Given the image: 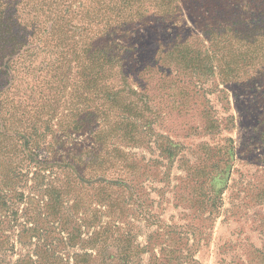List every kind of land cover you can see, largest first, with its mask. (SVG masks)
Here are the masks:
<instances>
[{"label": "rangeland", "instance_id": "obj_1", "mask_svg": "<svg viewBox=\"0 0 264 264\" xmlns=\"http://www.w3.org/2000/svg\"><path fill=\"white\" fill-rule=\"evenodd\" d=\"M190 16L153 20L125 36L132 47L122 50V65L132 94L108 145L127 182L104 188L46 173V184L70 187L62 224L46 228L68 264L97 252L62 244V227L82 228L87 239L99 221L111 264L118 256L154 264L161 245H169L173 264H264V75L236 60L235 39L204 32ZM44 149H33L40 160L50 157ZM21 159L20 171L32 177Z\"/></svg>", "mask_w": 264, "mask_h": 264}, {"label": "trees", "instance_id": "obj_2", "mask_svg": "<svg viewBox=\"0 0 264 264\" xmlns=\"http://www.w3.org/2000/svg\"><path fill=\"white\" fill-rule=\"evenodd\" d=\"M186 10L204 32L238 42L236 60L247 63V73L252 65L264 75V0H0V264L15 255L13 264H68L46 228L62 224L70 187L46 184V173L67 172L65 181L77 185L127 182L108 145L132 94L122 65V50L132 47L125 36L153 20L175 23ZM35 148L50 157L38 159ZM20 157L32 177L20 171ZM100 222L87 239L82 228L62 227V244L97 252L76 255L74 264H111ZM168 246L154 264L175 262ZM117 260L129 264V256Z\"/></svg>", "mask_w": 264, "mask_h": 264}]
</instances>
